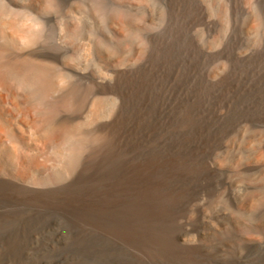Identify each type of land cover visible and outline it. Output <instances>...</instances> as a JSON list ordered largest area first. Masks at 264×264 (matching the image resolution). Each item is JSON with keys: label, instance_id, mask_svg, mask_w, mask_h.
Instances as JSON below:
<instances>
[{"label": "bare ground", "instance_id": "6f19581e", "mask_svg": "<svg viewBox=\"0 0 264 264\" xmlns=\"http://www.w3.org/2000/svg\"><path fill=\"white\" fill-rule=\"evenodd\" d=\"M0 213V264H264V0H0Z\"/></svg>", "mask_w": 264, "mask_h": 264}, {"label": "rangeland", "instance_id": "374dc122", "mask_svg": "<svg viewBox=\"0 0 264 264\" xmlns=\"http://www.w3.org/2000/svg\"><path fill=\"white\" fill-rule=\"evenodd\" d=\"M87 146V145H86ZM144 147H148L149 150H155L158 151L161 149V145H140ZM102 151L100 157L93 158L92 156H89L84 159L82 156V153L78 155V157H74L72 159V162L74 163L72 166V169L75 170V173L79 174L81 177H87L91 180H96L95 177L98 176V174H102V176L108 177V174L105 172V166L110 164L111 162L115 161L117 163H122L127 158L131 157L130 154L135 153L136 150L139 149L137 145H101ZM104 161V166L99 167L97 164L102 160ZM76 174V175H77ZM1 214V213H0ZM5 218L14 219V220H21L28 216H31L32 213H30L27 209H24V211H9L8 213H5ZM56 231L60 232L62 236L64 235V230L61 228H56ZM37 240L40 241L42 239V234L38 233L36 234ZM59 247V246H58ZM113 251H109V256ZM106 252H105V264H106ZM72 259V258H71Z\"/></svg>", "mask_w": 264, "mask_h": 264}]
</instances>
